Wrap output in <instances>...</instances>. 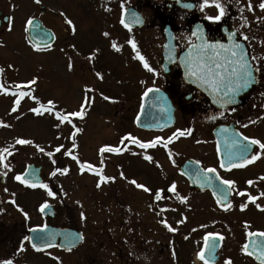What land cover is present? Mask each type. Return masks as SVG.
<instances>
[{
  "label": "flooded vegetation",
  "instance_id": "flooded-vegetation-1",
  "mask_svg": "<svg viewBox=\"0 0 264 264\" xmlns=\"http://www.w3.org/2000/svg\"><path fill=\"white\" fill-rule=\"evenodd\" d=\"M217 2L224 8V15L218 21L202 15V9L207 5L204 0H62L59 12L56 5H50L51 11L44 9L41 12L40 19L53 30L55 41L58 30L52 24H62L61 50L67 47L68 52L60 57L67 62L65 58L71 56L66 64L70 73L61 81L63 99L55 103L58 110L43 115L34 114L30 109L47 106V101H52V80L49 74H44L50 66L49 58L42 75L34 73L21 80L15 79L13 74L12 85L3 84L5 80L0 78V101L7 102L0 108V121L8 125L0 126V151L8 148L11 153H3L4 163L10 170L0 163V208L3 209L0 212V260L10 259L13 264H204L197 255L203 249L207 264H225L229 259L231 264H264L261 249L253 247L254 243L264 242V236L248 235L249 232H264V196L261 195L264 193V179H261L264 177V150L252 145L248 152H238L234 143H248L243 137L264 143V9L259 7L262 0H209L208 4ZM39 3L38 8L43 6L42 0ZM101 8L113 9L114 27L106 36V44L112 50L120 43L127 44L131 32L140 39H153L162 46L163 29L168 26L174 32L178 57L186 46L179 45L177 33L186 31L185 44L191 45L195 42L193 31L197 28L203 30L209 42L241 45L253 70L251 85L237 103L217 107L198 87L183 80L177 61L167 75L162 74L160 47L155 54L156 72L135 95L131 87L125 85L126 77L111 68L110 62L115 59L91 58L93 53L82 51L77 36L81 30L78 15L83 12L92 15ZM133 14L140 18L139 23L133 21ZM121 19L129 27H125ZM4 25L1 24L0 32L5 30ZM113 43L116 48L112 47ZM51 47H33V52L46 53ZM85 56L89 57L90 63L83 69ZM119 56L126 63L132 62L141 77L148 74L144 62L132 53L123 52ZM85 72L90 73L84 77ZM33 79L35 84H29ZM16 88L28 90L26 97L29 92L30 97L16 95ZM149 88L156 89L155 94H165L173 106L172 127L155 130L135 125L142 95ZM17 97L20 98V103L15 105L18 115L12 116ZM82 104V119L71 117V124L65 122L56 127L59 123L57 112L79 111ZM27 119L30 121H24ZM73 125L80 131L75 132ZM42 126L45 133L40 137L42 140L37 141L36 134L32 136L31 131H36L37 127L42 129ZM3 130L9 132L4 142ZM133 131L141 142H147L149 135L167 134L159 143L160 148L147 150L140 157L135 171L131 156L133 143L127 140L121 143L128 134L133 136ZM52 135L59 140L54 147ZM17 139H28L32 143L19 145ZM60 145L63 147L55 152ZM102 146L120 148L121 151L100 153ZM20 147L34 154L22 165L19 162ZM48 152L53 155L49 157ZM257 153L260 155L256 160L245 163V158L251 160ZM73 156L77 159L73 160ZM145 156L152 160H145ZM222 162L224 168L220 167ZM81 163L91 164L93 168L85 167L81 172ZM241 164L242 167L236 166ZM28 166L41 178L36 188L14 179ZM64 167L69 171L57 173L56 180L59 181L53 180L50 173ZM206 168L216 171L205 176L203 170ZM96 170L114 179L101 182ZM133 179L151 191L136 188L129 182ZM222 180H232L234 184L223 185ZM249 180L253 184L249 185ZM98 182L100 187H97ZM42 183L56 195L49 197L47 190L39 187ZM173 183L175 192H169ZM158 189L163 190L161 200L154 196ZM33 190H40L41 199L53 207L51 216L42 215L40 210L31 215L27 210L31 201L20 193ZM238 192L245 195H237ZM248 195L257 197L256 201H249ZM183 197L186 200L182 202ZM218 199L220 203H217ZM224 204L229 205L227 210ZM242 204L246 205L243 210ZM23 213L28 214L27 219ZM161 221H166L176 231H169ZM43 226L62 232L50 242V247L37 251L23 237L29 235L30 229ZM208 233L213 237L208 238L206 246ZM213 242L215 248L211 249ZM21 243L23 250H20ZM245 246L247 250L242 251Z\"/></svg>",
  "mask_w": 264,
  "mask_h": 264
},
{
  "label": "rangeland",
  "instance_id": "rangeland-1",
  "mask_svg": "<svg viewBox=\"0 0 264 264\" xmlns=\"http://www.w3.org/2000/svg\"><path fill=\"white\" fill-rule=\"evenodd\" d=\"M62 0H42V3L45 8H51L50 5L58 6V10L60 7V2ZM41 2V0H40ZM33 0H0V11L2 13L9 15L10 22L7 24V28L0 32V69H3L0 72V78H3L5 82L3 84L12 85V77L15 75V79L19 78L21 80L26 79L28 76L32 74L42 75L46 68L47 59H50V66H47V71L44 74H49L52 80V109L53 113L58 110L56 106V102H59V99H63L61 96L63 94L62 89V79L66 78V76L70 73V67L66 66L69 63L71 56L65 58L67 62H63L60 57L61 54H67V47L65 50H61V40H60V31H61V23L55 22L54 27L57 28V33L59 38L57 39V44L55 47L51 48L49 52L43 53L39 52L35 54L33 49L29 47L27 44L26 38V29L25 24L28 19L37 12L38 5L33 4ZM50 6V7H49ZM113 9L110 8H101L95 10L93 14H88V12L80 13L78 16L80 17L81 22V30L77 33L79 38L80 45L83 47L82 51L84 54L93 53L91 58H112L115 59L111 63V68L116 71V73L126 77L125 85L130 86L135 95H138L144 84L153 77L154 72H156V61L155 54L157 50H160L161 44H156V42L151 40H143L136 37V34L131 32L130 40L134 42L135 49L132 44H123L120 43L116 50H112L111 46L106 44V36L105 32L109 35L114 27L112 23V13ZM40 12V11H39ZM40 15V13H38ZM36 14V15H38ZM219 14V10L215 7L214 3H209L202 9V15L205 18L214 17ZM38 15V16H39ZM157 33V32H156ZM76 34H73L75 36ZM188 38V33L184 30H180L177 33V41L180 46H187L185 44L186 39ZM69 51L70 48H69ZM132 53L134 56H137L139 53L140 56H143L149 67L153 69V71H148L145 77H141L139 73H137V67L132 62H125V59L119 56V53ZM111 54V56H108ZM87 57L84 61L83 69H85L89 63V57ZM45 63V67L43 68ZM90 68V67H89ZM43 70V71H42ZM85 72L84 77L88 76ZM79 74V73H78ZM40 83V82H39ZM16 95L25 96L27 95L28 90L22 91V88H16ZM11 92L12 91H8ZM23 93L24 95H21ZM27 97H30V92ZM26 97V98H27ZM55 98V99H54ZM17 98H15L16 100ZM7 102L0 101V108H4ZM1 113V110H0ZM18 114L15 112L12 116H17ZM24 121H30L29 119ZM37 126L38 124L35 123ZM4 138L3 142L6 141L8 131L3 130ZM45 130L42 126V129L39 127L35 130L31 131L32 136L37 141H41L42 136H44ZM133 137H136V132L133 131ZM156 137H160L161 140L156 143L155 148L149 147L147 149H141L138 144L133 143L131 145V156H132V165L133 171L137 169L139 166L140 157L146 153L147 150L153 151L150 149H158L161 146L159 143L162 142L166 137V133H161L158 135H149L147 142L153 141ZM41 139V140H40ZM58 138H54L52 135V146L58 145ZM158 145V146H157ZM160 150V149H159ZM29 157H34V154L28 152L25 148L20 147L19 151V162L22 165L24 161L29 159ZM57 174L53 176V180H56ZM21 196H27L31 203L28 205L27 210L30 211L31 215L36 214L39 211V206L45 202L41 198L43 197L40 190L33 191H25L20 193ZM19 195V196H20ZM29 213V214H30Z\"/></svg>",
  "mask_w": 264,
  "mask_h": 264
},
{
  "label": "snow or ice",
  "instance_id": "snow-or-ice-1",
  "mask_svg": "<svg viewBox=\"0 0 264 264\" xmlns=\"http://www.w3.org/2000/svg\"><path fill=\"white\" fill-rule=\"evenodd\" d=\"M36 2L39 3L40 0H36ZM204 2H205V4H208L209 0H204ZM215 7L219 10V14L214 16V17H211V16L208 17L209 20L218 21V20L221 19V16L224 15V8L221 7L220 3H218V2L215 3ZM259 7L261 9H264V0H262V2L259 4ZM249 8L251 9V4H249ZM133 21L136 22V23H139L140 22V18L137 17L135 14H133ZM27 23L28 24L32 23L31 18L27 21ZM68 23H71V22L69 21ZM121 23L124 24L125 27H129V25L126 24L123 19H121ZM105 35H108V34L105 33ZM245 39H246V37H245ZM128 43L132 44L133 48L135 49V44H134L133 41L129 40ZM112 47L116 48V44L113 43ZM204 49L211 50L212 55H209L208 52L204 51ZM217 49H225V45L220 44L218 42L215 43V44H207V43H205L202 46V48H200L197 51V54H196V56L194 58H192L191 54H190L189 61L186 64L187 74L192 76V77H196L199 80H202L205 84H208L210 87H212V89L214 91H216V92H220L221 89H226V91H224V96L226 98H228V100L230 102L231 98L229 96V93H235V92L239 91V89L241 87L247 86L248 83L250 82V80L252 79V71L249 68L248 62L245 59V56H244V53H243V50H242V47H241L240 44H238V43L234 44L232 48H228L227 49V52L230 53L232 58H234V59H227V63L235 65V67L231 68L230 72L228 71V68L225 67L224 64H221L219 62L220 59H221V56H220V52L217 51ZM234 49L240 50V51H236ZM137 56L142 62H144L143 66L148 71H153V69H151L149 67L148 63L144 61V57L143 56H140L139 53H137ZM2 71H3V69H0V72H2ZM224 73H228L227 76ZM97 75H99V73ZM233 81H235V86H232ZM35 82H36L35 79H33V80L29 81L28 83L29 84H35ZM193 82H195V81H193ZM0 87H2V86H0ZM148 91H153V89L150 88V89H148ZM145 94H147V93H145ZM21 95H24V94L21 93ZM32 99L35 100L36 98L32 97ZM104 99H108V97H104ZM19 103H20V98L17 97V99L14 101V106L12 108L13 112L16 111L15 105H18ZM52 104H53V101L49 100V101H47V106L40 105V107H33V108L30 109V111L33 112L34 114H37V115H43L45 112L51 113L53 111V109L51 107ZM41 108H43V111H41ZM83 114H84V105L83 104L81 105V108H80L79 111H73V112H70V113H67V114H64L62 112H57L56 113V117H57L59 123L56 125V127L59 128L60 125L64 124L65 122L71 124L72 123L71 117H79V118L82 119L83 118ZM0 126L7 127L8 125H5V124H3L2 121H0ZM245 127H246V125H245ZM73 128L75 129V132L80 131V129L75 128V125H73ZM75 132L73 133V135H75ZM178 132H179V130H178ZM180 134L184 135L183 132H181ZM175 135H176V133H173V136H175ZM171 139H172V137H169V140H171ZM243 139L245 141H248V143L244 144V143H240L239 141H235L234 142V143L237 144V151L238 152H248L252 145H258L260 149L264 150V143H262L260 140H258V139L249 140L248 137H243ZM125 140H127L129 142H132V143L138 144L141 149H147L149 147H155L156 143H158L161 140V138L160 137H156L153 141L141 142L136 137H133V136H131V134H128L126 137H123L121 139V143H124ZM31 143H32V141L28 140V139H17L16 140V144H19V145H26V144H31ZM75 146L76 145L73 144V147H75ZM62 147H63V145H60V146L56 147L54 151L55 152H59ZM37 148H38V150L40 152H44L43 148H41L39 146H37ZM99 151H100V153H104L106 151L107 152H120L121 149L120 148H114V147H111V146H102L99 149ZM3 153H9V149L8 148H4L2 151H0V163L3 164V167L5 169H9L10 170L9 165L7 163H4L5 156L3 155ZM9 154H11V153H9ZM65 154L67 155L69 153H65ZM47 155L49 157H51L53 155V152H48ZM259 155H260V153H257L256 155L252 156L251 160H248V159L245 158V163L253 162L254 160H256L259 157ZM72 159L76 160L77 158L75 156H73ZM144 159L148 160V161L152 160V158L150 156H145ZM52 163L55 164V161L53 160ZM77 163H80V162L77 161ZM236 166L242 167L243 164L236 165ZM85 167L90 168V169L93 168V166L91 164L85 165V164L81 163L80 164V171L84 172L85 171ZM220 167L221 168L225 167L223 162L220 164ZM68 171H69V169L67 167L56 168L52 173H50V175L55 176L57 173L65 174ZM215 171H216L215 168H206V169L203 170L205 176H207L208 173H214ZM96 174L99 176L101 182H107L110 179H114L112 177H105V176L101 175L99 170H96ZM5 175H6V173H5ZM121 176H123V173H121ZM14 179L17 180V181H20L22 184L28 183V181L22 179L21 175H19V174L15 175ZM261 179H264V177H261ZM129 182L131 184H133L136 188L142 189L145 192H150L151 191L145 185L137 183V181L134 180V179L129 181ZM221 183L223 185L231 186V185L234 184V181H232V180H222ZM247 183L249 185H251V184H253V181L249 180V181H247ZM29 186L32 187V188H36L37 184L36 183H31V184H29ZM39 187H41L43 189H46L47 190V195L49 197H53V196L56 195L51 189H49L47 184H43L42 183V184L39 185ZM97 187H100V182L97 183ZM175 189H176V186H175V183H173L168 188V191L169 192H175ZM5 191H7V189H5ZM162 192H163L162 189H158V190L155 191L154 196H155L156 200H161L163 198L162 197ZM223 194L224 193H222V195ZM237 195L244 196L245 193L244 192H238ZM261 195L264 196V193H261ZM247 199L249 201L255 202L257 197L252 196V195H248ZM181 200L183 202L184 200H186V197L181 198ZM220 202L221 201L218 199L217 203H220ZM11 203L14 204L15 201L12 200ZM48 206L49 205L47 204V202H44V203H42L39 206V210L41 212H43ZM224 207H225V210H227L229 205L228 204H224ZM245 207H246V205L242 204L241 205V210H243ZM257 207L259 208L260 205L257 204ZM18 210L23 212V209H18ZM2 211H3V209L0 208V212H2ZM23 214H24L25 218L27 219L28 214L27 213H23ZM81 215H83V214H81ZM161 222L165 224V227H168L169 231H176L175 228H172V227L168 226L166 221H161ZM179 222H182V221H179ZM245 227L247 228L248 225L245 224ZM33 231H35V229H33ZM248 235L249 236H253V235L264 236V232H258V233L249 232ZM209 237H213V234L212 233H208V235L205 237L206 246H208L207 245V241H208ZM50 238H51V234H48L46 236H41L38 239H40L41 241H47ZM31 239H33V238L29 237V236H24L23 237L24 241H29ZM45 246L50 247L51 245L46 243ZM32 247L34 249H36L37 251H41L42 250L35 243L32 244ZM253 247L254 248H260L261 249L260 257H264V242H262L259 245L254 243ZM210 248L211 249L215 248V242H213L210 245ZM20 250H23V243H21ZM246 250H247V246L242 248V251H246ZM248 254L251 255V253H248ZM197 255H198L200 260L204 261V264H207V261L205 260L203 249L200 252H198ZM0 264H13V261L10 260V259H4V260H0ZM225 264H231V260L230 259L226 260Z\"/></svg>",
  "mask_w": 264,
  "mask_h": 264
},
{
  "label": "water",
  "instance_id": "water-1",
  "mask_svg": "<svg viewBox=\"0 0 264 264\" xmlns=\"http://www.w3.org/2000/svg\"><path fill=\"white\" fill-rule=\"evenodd\" d=\"M7 16L3 17V21H7ZM32 23L27 24V36L29 41L34 44L35 46H45L50 44L53 41V34L50 30L46 29L40 20L38 19H31ZM1 22V20H0ZM195 35L196 42L183 51L180 52L179 56L176 57V50L174 45V36L169 27L164 28V35L166 38L165 43L163 44V52H162V62L160 67L165 74H168L171 65L178 60L180 69H181V76L183 80L191 85L198 87L210 100V102L220 108L224 106L231 105L232 103H237L238 98L243 95L249 86L251 85L250 82L247 86L241 87L239 91L235 93H229L230 102L228 98L224 96V91L226 89H221L220 92H216L210 87L208 84H205L202 80L197 79L196 77H192L187 74V67L186 64L189 61L190 54L191 57L194 58L197 54V51L202 48V46L207 44H215L220 43L225 45V49H217L220 52V63L224 64L225 67L228 68V71H231L232 67H235L233 64H228L227 59H234L231 57L230 53L227 52L228 48H232L234 44L229 42L228 44L222 43L220 41L209 42L206 40L205 34L203 30H198L197 28L193 31ZM227 47V48H226ZM236 50V49H234ZM205 52H208L209 55H212L211 50L204 49ZM237 51V50H236ZM245 59L248 62L249 68L252 71V67L245 56ZM226 76L228 73H224ZM253 75V71H252ZM195 81V82H193ZM232 86H235V81H233ZM153 91H146L147 94L143 96V103L141 106V110L136 118V124L140 127L148 128V129H163L170 127L173 123V107L171 106L168 99H166L165 94H155ZM31 166H28L25 171L21 174L22 179L28 181L25 183L27 185L31 183H36L37 185L40 183L41 178L38 173L35 174L31 169ZM52 207L48 206L43 212L42 215H49L52 214ZM62 231H58L55 228H51L48 226H44L42 228H35V231L30 230L29 237L33 239L29 240L30 244L32 245L35 243L40 249L45 247L46 243L51 245V241H55L58 235L61 234ZM51 234V238L47 241H41L38 239L41 236H46Z\"/></svg>",
  "mask_w": 264,
  "mask_h": 264
}]
</instances>
